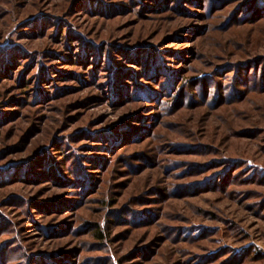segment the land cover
I'll use <instances>...</instances> for the list:
<instances>
[{
    "label": "rangeland",
    "instance_id": "rangeland-1",
    "mask_svg": "<svg viewBox=\"0 0 264 264\" xmlns=\"http://www.w3.org/2000/svg\"><path fill=\"white\" fill-rule=\"evenodd\" d=\"M256 5L0 0V264H264Z\"/></svg>",
    "mask_w": 264,
    "mask_h": 264
},
{
    "label": "trees",
    "instance_id": "trees-1",
    "mask_svg": "<svg viewBox=\"0 0 264 264\" xmlns=\"http://www.w3.org/2000/svg\"><path fill=\"white\" fill-rule=\"evenodd\" d=\"M260 2V0H257V5L255 6V7H253L252 9H251V12H252V14H254L255 16H260V15H262V16H264V3L263 4H261V3H259ZM99 240H102V235L101 234H98V237H97Z\"/></svg>",
    "mask_w": 264,
    "mask_h": 264
}]
</instances>
